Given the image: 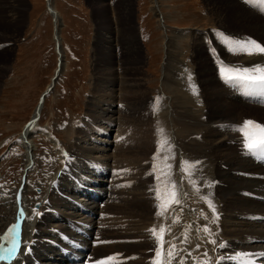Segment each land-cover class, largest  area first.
<instances>
[{"label":"rangeland","instance_id":"rangeland-1","mask_svg":"<svg viewBox=\"0 0 264 264\" xmlns=\"http://www.w3.org/2000/svg\"><path fill=\"white\" fill-rule=\"evenodd\" d=\"M154 1L156 4L154 3ZM234 1L236 2L235 4L238 8L242 10L245 8L244 10H246V13L244 12L243 15L245 16L246 14V16L248 17V20L246 21L247 23L252 25L257 24L253 17L250 16L252 13L258 15L259 17H264V12L258 13L255 10L247 8L239 0ZM234 1L232 0L233 4ZM12 4L16 6L17 16H10L8 14L11 11L10 6ZM222 4H226V1L0 0V148H2V144L6 142L3 141L1 143V139L6 138L5 140H9L14 137H18L19 133H22L21 131L22 129H24L23 127L25 123L34 115L41 95L52 83V79L58 65V54L56 55L57 52H55V23L58 20L60 31L59 37L57 36V39L60 42V61H62L63 63L62 71L61 75L55 82V88L52 92L49 93V95L45 97V103L43 104L44 106L41 114V118L43 117V119L41 122L50 124L54 119H58L59 117H61L62 120L60 121L59 119L53 121L50 128L52 132L60 139L61 147L63 149L68 152H74L78 155V164H73V167L79 172L81 170L80 173L83 176H87L90 183L95 182L94 185L97 184L95 187H92V189L93 191L97 189V196L100 197V199L97 200V197H95L92 193H89L90 198H88L87 200L85 198L82 200V202H80L81 204H79V207L81 209H87L88 214H85L82 211L81 213L76 212L73 211V209L67 211L65 207L70 206L69 204L63 202L60 199L59 201L51 200L50 204L52 202H55V205L59 208V214L62 215V221L57 220L56 218H54L52 221L49 220V218H45L44 220H42V231L39 233L42 235V237H39L40 240L52 238L51 227L49 226V224H53V230H68L65 223H63L67 221L68 217L70 221L73 222V224H77V226L83 225V227L80 229L90 232L92 240L95 241L98 220L96 218H93L92 216L95 214L97 215L101 211L103 218L101 226L103 230L99 232L98 241L103 244H99L96 248H94V250L102 248V250L105 252L104 257H99L97 259L96 250L94 251V260H96L97 262L102 261L101 264H103V261H109V263L104 264H143L144 259L145 261L146 259H153L155 257L154 255H157L162 250L164 251L166 245L168 244L167 241L176 243L192 234H195L197 236L200 243L197 244L199 245V248H197L196 245L189 248V251L192 252L191 257H189V263L191 262V259L193 257L197 258V255H199L197 254L198 251L207 252L209 240H215L213 229L209 225V216L205 228H211V232H206L205 228L200 230L199 228L201 227V224H196L197 221L190 218L194 222L191 229L193 230V233H188L186 226L182 223H179V215L182 212H185L184 207L179 210V204L173 207L172 212L173 210L175 211L174 220L177 221V223L175 224L176 229L183 228L185 232H183L180 236L167 232L165 236L167 237V239H165L166 242L161 241V247L159 248V245L156 247V237L160 230V227L158 225L162 220L158 217L159 215L161 216L164 211L160 209L162 207H156L158 198L155 196V194H158V197L163 194V185L158 182V179L162 180L163 177L167 174L171 178V184L169 185V187L171 186L172 188H174L173 185H175L176 181L178 182V180L176 179V166H174L173 164L174 160L179 159V156L176 154L188 156L189 153V156L191 154V157L195 158L193 160V163L199 165H192L193 163L191 161V165H188L190 164V162L188 163V161V164L186 163V167L184 170L187 178L184 179L183 176L184 182L186 183L184 184V186H187V184H192L191 187H189L190 185H188L186 188L192 194L194 192V195L189 192L184 193L187 195V198L183 194L182 199L184 201L182 202V204L184 203L187 205H192L191 202L194 204L197 200H202L201 198H203L205 195V192L203 193L202 191H206L207 196L212 194L213 197L214 195V193L212 192L209 195L207 193V191L210 192L209 186L211 191H213L212 189L216 186L215 182L210 183V178L214 180L216 179V176H214L213 178L214 168L211 169L213 165L211 160V152L208 149L207 143L204 141L206 128H208V123H206V117L204 116H206L205 114L208 113V111L202 105L203 102H200V99L197 98V93L194 92V90L198 87L197 91L200 94L202 92L204 93L202 82L211 79V69L214 68V66H216V69L218 71V79L220 84L226 90H230V88L233 86L231 83L226 82L225 80H221L225 77L224 73L226 68H223V70H221L222 64L219 66L220 68H218L217 65L214 64L216 62L211 56L209 43L211 39V42L213 40V42L211 43V47L214 43V45H218V37L217 34L214 33V30L218 29L223 31V41L228 43V38H230L231 36L236 37L243 34L244 27L240 23L241 10H235L236 14H234V12H230L227 9V12L223 15ZM48 7L51 11L48 10ZM262 18H259L257 20L259 22H263L264 19ZM260 19L262 20L260 21ZM3 36L8 37L10 41L7 43H2V40L4 39ZM230 46L231 48L226 51L228 53H234L230 54L232 56L240 57V51L234 46ZM125 47L126 49H124ZM128 47L131 48V50H129ZM220 57L223 60L226 59V57ZM230 69H232L234 74H238L237 76L232 77L231 81H233V79H235V81L239 80L242 75L241 70L234 71L233 69H238L237 67ZM129 73H132L131 77L136 79L133 84L136 83L137 86L130 87L127 86V84H124V81H126V76ZM179 79H182L184 82L182 80L180 81ZM252 82H259V80ZM252 82H250V84L247 83V85L249 84V87H251L256 92L258 101H264V94L262 92V89L253 86L254 83ZM180 88L182 89L181 91L178 90ZM183 90L186 93L185 94L183 92L184 95L181 94ZM178 91L180 93H178ZM230 91L231 93H234L236 100H239L238 102H244L248 106L252 105V98L247 99L241 94H237L236 87L234 92L233 90ZM120 93H130L135 97H141V100H129V103H123V109H120L121 106H118L117 104H112V108L109 110L108 116L106 117L105 115L102 117L99 114V111L105 102L104 99L106 100L108 97ZM187 95L188 97H190L188 98ZM151 101L153 102V104ZM187 101H190L192 104ZM179 102L181 103V105L179 104ZM184 103L185 105H183ZM187 103L191 104V106L186 105ZM155 105L158 106L156 107ZM91 106H93V111H91ZM108 106L110 107V105ZM151 106L153 107V109H151ZM187 106L189 107L186 108ZM259 108L264 109V106L260 105ZM244 111H247L248 115L252 117L264 116L262 111H256L253 109H244ZM69 113L73 115L75 114V116H70ZM239 115L242 116V114ZM153 116L157 118H154ZM158 116H160L161 119ZM71 117L82 121H77V124L70 130H68L69 128L63 130L59 127L60 125H63L62 121L64 120L69 125L68 121L72 120ZM114 119L116 120L115 122L108 123L114 121ZM259 119L261 121L263 118ZM126 121L127 123H125ZM165 121L166 123H164ZM238 121L241 122L240 120ZM131 123L132 125H130ZM108 124L109 127H107ZM125 124H129L130 126H134L136 128L138 126H141L139 128L142 131L153 129L155 130V133L156 130L160 129V135L163 137L160 141L161 147L157 150H154L151 147V149H153V155L150 154L148 157L141 156V154L135 155V153L132 154L133 156L131 155L130 157H128V159L125 158L121 155L123 153L122 151L125 149L128 143V140L125 145L123 143V139L125 141V138H123V136H126L127 133L125 132L126 130H124ZM157 124L158 126H156ZM191 124L194 127L198 126L199 128L195 127V130L197 132V130L199 129L200 131L198 130V132L201 133L199 134L197 132L196 134V132L193 131L194 129L192 128ZM79 125H83V127L80 128ZM91 125L98 128L105 127L104 132L106 134L102 135L96 132V129L93 130V127L91 131H88V129L90 128H88L87 126ZM183 125H190V128L188 126H184L185 128H183ZM233 126L234 125H232L230 128L228 126H219V128L222 130V132L224 130H228L232 133L234 132L232 129ZM119 127L121 128L119 129ZM148 127L153 128L148 129ZM191 128L192 130H190ZM162 130L165 131V134L163 135L161 132ZM244 130V134L248 133L249 131L246 127H244ZM190 133L192 134L189 135ZM242 133L243 132H241V134ZM251 133L253 135L252 131ZM136 134H138V132H136ZM191 137L194 139H191ZM199 138L201 143H199ZM34 139H36V141L41 144L40 149H37V145ZM30 140L31 145L29 144V150L26 149V154H28L27 150L34 152L36 165L33 171L30 173L29 181L33 185H41L40 187L42 189L43 196L46 194V192V195H49L48 181L62 167L59 156L55 150L54 144L50 140L43 138L41 135L36 134L33 137L31 136ZM165 140L167 142H165ZM162 141L163 143L165 142V144H163ZM169 144L172 149H174V151L176 150V152H173L170 146H168ZM231 144L235 147V144L233 142ZM123 145L124 147L122 151H120L119 149H121ZM166 145L169 150L171 149L170 152ZM14 149L16 150L20 148L16 146ZM2 151L3 149L0 150V154ZM19 151V154L12 158L8 163V166L12 167L11 171L15 172L14 177L7 178L5 176V179L8 180L6 181L4 179L3 182L0 183V190L4 188L14 189L20 182L21 174H23L22 170L24 165L26 166V164H24L23 161L22 149ZM154 151L158 153L155 154ZM166 153H168V155ZM165 156L168 157V159ZM169 156L172 159L169 158ZM173 157L175 159H173ZM15 158H17L18 160L15 161ZM170 160L173 161L170 162ZM147 161L152 163L150 167L152 171L151 176L146 170H150V168L147 167ZM245 161L246 170H250L253 168V170L250 171V175L256 174V177H245L259 182H264V177H259L257 175L259 170L255 166V164L249 160ZM119 162L122 163L124 167L122 166V168H118L117 163ZM90 163L100 164L105 168L109 175H93L91 172L92 168L88 169L85 167ZM207 164L209 166H207ZM113 165L116 166L114 167ZM145 165L146 167H144ZM204 166H207L206 168H208L209 170L207 171V169L203 168ZM111 167L113 169L115 168V170L112 169V173ZM141 168L146 169L140 170ZM155 168L156 171H158L157 173L155 171ZM259 169L260 171L264 170L260 167ZM120 170V175L122 176L114 177V180L117 181L109 183L108 179L109 177H111V174L118 175ZM189 171H191V173ZM195 171L198 173H196ZM205 172L209 173L206 174ZM158 173L160 175H158ZM0 174L3 175L2 172H0ZM208 174H211L212 177H210ZM125 175L127 176V180H129V183L131 181L132 184L129 185V188L125 187V190H123L124 195L129 198H120L121 200H126L127 202L130 198L132 200L134 198L135 200H142L143 197L140 193H142L143 190L148 189L150 191H153L154 193V189L157 190V192L151 197V199H149V201L151 202L150 207H154H152V214H149L147 217H141L140 215L136 216L134 220H132V224L134 226L131 224V227L130 224L128 226L126 223L127 221L123 219L125 218L126 214H119V216H117L118 220H116L118 222L114 223L116 214L114 215L112 214V212H114V209L117 208V206H121L122 204H124V202H118V200H115L114 197L111 198L107 193L108 187L112 188L115 193H117L118 191H122V189H119L120 186L124 183L121 177H125ZM188 175H191V177H189ZM158 176H161V178H159ZM192 176L194 177V179L192 178ZM197 180L202 181V183L205 181L204 183L207 184L205 185L204 183L202 184L198 181L197 186ZM5 182L6 185H2ZM193 184L196 186L194 187ZM211 184H213L214 187L211 186ZM199 185L201 188L199 187ZM152 186H154L155 188ZM175 186L178 187V184ZM203 186H205V190L202 189ZM160 188L162 190H160L161 192H159ZM191 188H193L194 191ZM197 188H200L198 190L199 193H197ZM184 191L187 190L185 189ZM19 194H17V196L19 195L21 197L22 193ZM198 194L200 195V198H197L199 197ZM251 195L256 196L255 194H248L247 198L257 201L260 204H264L262 202H259L257 199L250 197ZM26 196L28 197L29 205L32 204V200L38 199L33 189L31 188L28 189ZM144 196L146 197L147 195ZM190 197L192 198V200H190ZM43 198L44 197H42V199ZM48 198H51V196L49 195ZM188 198L190 200V203H188ZM214 199L217 200L219 198L214 196ZM222 200L226 201L224 197L222 198ZM143 201L141 202L144 203L145 206H149L148 199H144ZM100 202H102L101 207H99ZM217 202H219V200H217ZM221 203L222 202L218 203L219 207H222V212H226L225 210L227 209ZM23 207L25 206L23 205ZM110 207H114V209L110 211ZM15 211V207H10L8 205H3L2 203H0V234L8 224L6 220L11 218L10 222L13 221L11 215L13 216V218H15ZM106 212L107 217L106 220H104ZM237 214L240 215V212H237ZM153 217L157 220H160L152 221L155 220ZM262 218V216L252 217L251 221L261 222ZM227 219L228 218L225 217L223 220L224 224L222 226L224 228L225 226H227ZM119 221L121 222V224ZM153 222H155L156 224ZM118 223L121 227L118 226ZM127 229H129L133 233L134 231L136 233L139 230L136 234L140 235L142 245L140 239H137L135 241L133 240V242H140L139 244L135 245L133 248H126L125 246H129L132 241L129 242L122 239L118 240L119 235L122 236L123 234H125V232H128L126 231ZM47 231L50 233V235H47ZM203 231L205 232L206 236L202 235L204 233ZM148 232L156 233L154 234L155 240H153V234L151 233V235ZM66 235H68L73 240L78 241L81 245L83 243V246L85 248H90L88 240L84 239L87 236L85 233L79 236L77 233L69 232ZM34 237L37 238V235L33 236V239H35ZM145 237L147 238L146 240ZM218 237L222 238L221 236ZM82 240L83 242L81 243L80 241ZM215 241V245L211 243V253L214 255L216 260H218L221 252L218 244L219 242L217 240ZM222 244H224V246L227 248V250L222 251V255L224 257L237 255L235 259H241L242 255L247 256L248 247L237 249L226 245V243L224 242H222ZM161 248L163 249L161 250ZM169 251L170 248L168 247V251L166 252V254L164 253V261L170 260V254H168ZM38 253L40 252L38 251ZM45 253H47V256H54V258L49 261V263L45 264L52 263L54 259H61V256L54 250L46 249ZM182 255L185 258L188 254L184 253ZM24 256L27 258L25 254ZM70 256L72 257L74 256V254L72 253ZM199 258L201 262L202 260L207 259V256H200ZM46 259L47 257H45L42 262L46 261ZM185 260H187V258H185ZM183 262L185 263L186 261ZM64 264H68L67 261ZM186 264H188V262H186Z\"/></svg>","mask_w":264,"mask_h":264},{"label":"bare ground","instance_id":"bare-ground-1","mask_svg":"<svg viewBox=\"0 0 264 264\" xmlns=\"http://www.w3.org/2000/svg\"><path fill=\"white\" fill-rule=\"evenodd\" d=\"M226 1V4H222L223 5V15L227 12V9L228 11H232L234 12V14H236L235 10L237 9H240L236 6V2L234 1V4L232 2V0H225ZM252 2V0H249ZM155 3V1H154ZM156 4V3H155ZM228 7V8H227ZM11 8V11L8 13L10 16H17V9H16V6L14 4H12L10 6ZM245 9V8H244ZM243 9V10H244ZM240 15H241V24L242 26L244 27V32L243 34L239 35V36H231L230 38H228V44L234 46L235 48H237L239 51H240V57H235V56H232L230 54H228V52L225 50H221V48L218 46V45H214L212 47H215V50L218 51V53L220 54V56L222 57H226V59H224L225 61L227 62H230V64L232 66H230L229 68H235L237 67L239 70H241L242 72V76L244 77H247V78H252L250 81H247L246 79L244 78H240L239 80H236L233 79V81H229V83H231L232 85H234L237 89V94H241L243 97L245 98H252L251 101H258V97H257V94L256 92L251 88L249 87V84L250 82L252 81H258L259 82H252L254 83L253 86H255L256 88H259V89H262V92L264 94V84H261V78L264 77V52H261L259 48L256 47V45H260L261 47H264V20L263 22H259L257 19L259 18H262L259 17L258 15H255V14H251L250 16L253 17V19L257 22L256 25H252V24H249L247 23L246 21L248 20L246 14L245 16L243 15L244 12L246 10H242L240 9ZM249 12V11H247ZM246 13V12H245ZM222 15V16H223ZM16 18V17H15ZM264 19V17L262 18ZM260 19V21L262 20ZM55 29H56V38H55V46H56V52L58 54V57H59V61L61 59V53H60V50H59V41L57 39V36L59 37V31H60V27H59V23H58V20L56 21L55 23ZM250 36V37H248ZM3 40H2V43H7L10 41V39L6 36H3ZM109 42V41H107ZM126 45V44H125ZM211 47V48H212ZM129 48V47H128ZM126 49V47L124 48ZM129 50H131V48H129ZM259 51V52H258ZM110 62V61H109ZM62 61H60V73H59V76L61 75V71H62ZM234 64V66H233ZM226 68V67H225ZM168 69V68H167ZM175 69V68H174ZM244 69H248L249 71H244ZM119 71V70H118ZM117 71V72H118ZM172 71V70H171ZM132 74V73H131ZM130 73L127 74L126 76V81H124V84H127V86H130V87H135L137 86V84H133L134 81H136V79H134L133 77H131ZM171 74V73H170ZM134 76V75H133ZM180 77V76H179ZM59 78V77H58ZM57 78V79H58ZM168 78V76H167ZM171 78V77H170ZM174 78V77H173ZM172 79V78H171ZM138 80V79H137ZM180 80V79H179ZM179 80H176V81H179ZM182 80V79H181ZM180 80V81H181ZM183 81V80H182ZM56 82V81H55ZM184 82V81H183ZM175 83V81H174ZM177 83V82H176ZM179 83V82H178ZM203 83V88H204V93L202 92L201 94L197 91L198 87L194 90V92L197 93V98L200 99V102L202 101L203 102V106L204 108H206V110L208 111V113H206L204 117H206V123H208V128H206V134L204 135V138H205V142L207 143L208 145V149L209 151L211 152V160H212V168H214V172H213V178L214 176H216V179L214 180H218V184L215 186V188H213L211 191L210 189V186H209V191H207L208 195L212 192L214 193L213 197H212V194H210L209 196H211V200H215L214 199V196L218 197L219 199V202H222L221 204L227 209L225 210L226 212V218H228L227 220V226H225V228L220 225L218 223V219H217V216L219 215V210L222 208L219 207V202H217V200H215L216 203H211V206H208V204H203L202 201L200 200H197L194 204L191 202L192 205H187V204H182V202L184 201L182 199V189L184 188V190L186 189L187 191L185 193H188L189 190L186 188L188 185H190L189 187H191L192 184H187V186H184V184H186L184 181L182 183H179V181L177 182L178 184V187L175 186L174 188H172L171 186L169 187V185L171 184V178L167 175H165L163 177L162 180L158 179L159 183H161L163 185L162 189H164L163 191L161 190V188L159 189V192L162 191V198L161 196L158 197V194H155L157 192V190L154 189L155 193L153 191H150L148 189L146 190H143L142 193V200H135V198L132 200L131 198L129 199V201L127 202L126 200H121L120 198H126L127 196L124 195V192H123V189L122 191H118L117 193H115L113 191L112 188H109L108 187V194L111 198H115V200H118V202H124V204H122L121 206H117V208L114 209V207H110V211L114 209V212H112V214H116V218H115V221L114 223L118 222L116 220H118L117 216H119V214H122V215H125V218H123L125 221H127V225L129 226L130 224V227H131V224L133 223L132 220H134V218L138 215H140L141 217H147L149 214H152V211H153V206L150 207V201L149 199H151V197L155 194V196L158 198L157 199V204H156V207L158 206L160 209H162L164 212L163 214H161V216H164L166 214V208L168 206H173L174 205V200L171 196V193L173 191H177L178 192V195L176 197V199L179 200V205H180V209H182L184 207V210L186 209L185 206L189 207L191 209L190 211V218H192V220H196V224H202V223H207V221L205 220H201L202 219V216H201V213L198 212V211H194L193 209L195 208H203L204 211H205V214H207V220H208V216H209V225L212 227L213 229V235H214V239L217 240L219 243V248H220V252H221V255L219 256L218 258V261H224L225 264H257L258 261H261L263 264H264V204H260L258 203L257 201H254L252 199H249L247 197H244L243 195V192L244 194H246V196L248 194H255L256 196H261V197H264V182H259V181H256V180H253V179H250V178H246L245 176L243 175H238V174H241L243 172H247L250 173L252 169L250 170H246L245 169V159H241L240 158V153H239V150L237 149V147L235 146H232V142H239V138H238V135L235 134L234 132H230L228 130H224L222 132V130L219 128V126H228L229 128L232 126V125H238L242 122H247V121H252L254 122L252 125H246L245 123V127L248 129V130H251L252 129V132H253V137L250 138V134L247 133V138H249V142H253V143H256V144H259V142H264V131H262L261 129L264 128V116H260V117H252L250 115H248L247 111L245 112L244 109H253V110H256V111H262V113L264 114V109L263 108H259L260 105H256L254 103L249 104L251 106H248L247 104H245L244 102H238L239 100L235 98L234 96V93H231L230 90H226L219 82V79H218V71L216 69V66H214V68L211 69V79L209 80H205L202 82ZM247 83H249L247 85ZM182 84V82H181ZM185 84V83H183ZM177 85V84H176ZM179 87V86H178ZM182 87V85H181ZM185 87V85H184ZM195 87V86H194ZM201 88V87H200ZM184 89V88H183ZM178 90H182L181 88L178 89ZM193 90V89H192ZM188 91V90H187ZM190 91V90H189ZM235 91V89L233 90V92ZM184 90L182 91V95L183 94ZM178 93H180L178 91ZM185 93V92H184ZM127 94H130V93H127ZM127 94H123V93H120V94H114L110 97H108L106 100L104 99V104L102 105L100 111H99V114L103 117L106 115V117L108 116V113H109V110L112 108V104H117L118 106H121L120 109H123V106L124 104L123 103H126L128 102L129 103V100H136V101H139L141 100V97H135L133 96V94H130V95H127ZM186 94V93H185ZM193 94V93H192ZM194 95V94H193ZM260 96V95H259ZM145 97V96H144ZM185 97V96H183ZM188 97V95H187ZM190 97V96H189ZM188 97V98H189ZM195 97V96H194ZM148 98V97H147ZM196 98V97H195ZM143 99V98H142ZM149 99V98H148ZM187 99V98H185ZM184 99V100H185ZM191 99V98H190ZM189 100V99H188ZM192 100V99H191ZM190 100V101H191ZM233 100V101H232ZM179 101V100H178ZM190 101H187V102H190ZM150 102V101H149ZM152 102V101H151ZM259 102H264V101H259ZM191 103V102H190ZM153 104V102H152ZM179 104L181 105V103L179 102ZM192 104V103H191ZM191 104H186V105H190ZM110 105V107L108 106ZM185 105V103L183 104ZM44 106V105H43ZM43 106L40 107V109L37 111H35L33 117L34 118H38L40 120L41 118V114H42V109H43ZM152 107V106H151ZM189 106H187L186 108H188ZM37 108V106H36ZM203 108V109H204ZM153 109V107L151 108ZM178 109V108H177ZM183 109V108H182ZM185 109V108H184ZM191 109V108H190ZM156 110V109H155ZM188 110V109H187ZM91 111H93V106H91ZM184 111V110H183ZM197 111V110H196ZM151 112V111H150ZM155 113V112H153ZM157 114V112H156ZM190 114V112H189ZM239 114H242V116H240ZM155 115V114H154ZM194 115V114H193ZM156 116V115H155ZM153 116L154 118H157ZM198 116V115H197ZM32 117V118H33ZM149 117V116H148ZM160 118V116H158ZM185 117V116H184ZM152 118V117H151ZM180 118V117H178ZM259 118H263L261 121ZM106 119V118H105ZM161 119V118H160ZM187 119V118H186ZM200 119V118H199ZM126 120V119H125ZM146 120V118H145ZM148 120V119H147ZM156 120V119H155ZM158 120V119H157ZM182 120V119H181ZM238 120H240L241 122H239ZM116 120L114 119V121H111V122H108V123H113L115 122ZM150 121V120H149ZM154 121V120H153ZM156 122H159V121H156ZM154 122V123H156ZM196 122V121H195ZM127 123V121L125 122ZM144 123V122H143ZM150 123V122H149ZM148 123V124H149ZM166 123V121L164 122ZM185 123V122H184ZM118 124V123H117ZM168 124V122H167ZM132 125V123L130 124ZM129 124H125L124 126V130H126L125 132L126 133V136H123V138H125V141L123 139V143L124 145L127 143V140H128V144L126 145L125 149L122 151L124 145L122 146L121 149H119L120 151H122L123 153L121 154L122 156H124L125 158L128 159V157H130L132 154H135V155H140L141 156H144V157H148L150 154L153 155V149L157 150L161 147V139L163 138L161 135H160V129L159 130H156V133L154 132L155 130H145V131H142L139 127L141 126H138L137 128L136 127H132L130 126ZM162 125V124H161ZM206 125V124H205ZM256 125H260L261 127L260 128H257ZM35 125H31L29 126L27 129H25L24 131H22V139H24L25 141V144L24 146L28 149L30 146L29 144L31 145V135H32V131H30ZM119 126V125H118ZM158 126V124L156 125ZM184 126H188V125H183V128H185ZM190 126V125H189ZM188 126V127H189ZM192 128L194 129L193 131L196 132V128L195 127H198V126H193L191 124ZM201 126V125H200ZM204 126V125H203ZM202 126V127H203ZM88 128V131H91L92 130V127H93V130H95L96 132L100 133L101 131L104 132V128L105 127H101V128H98V127H94V126H87ZM109 127V124L108 126ZM200 127V128H202ZM121 127H119L120 129ZM150 127H148L149 129ZM153 128V127H151ZM150 128V129H151ZM158 128H161V127H158ZM190 128V127H189ZM192 128L190 130H192ZM199 128V127H198ZM204 128V130H205ZM147 129V128H146ZM163 129V127H162ZM174 129V128H173ZM183 130V129H182ZM189 130V129H188ZM187 130V131H188ZM199 130V129H198ZM197 130V132H198ZM181 131V130H180ZM185 131V130H184ZM183 131V132H184ZM186 131V132H187ZM200 131V130H199ZM202 131V129H201ZM136 132H138V134H136ZM162 135L165 134V131L162 130ZM182 132V133H183ZM191 132V131H189ZM188 132V133H189ZM196 132V134H197ZM121 133V132H120ZM199 134L201 132H198ZM192 133H190L189 135H191ZM195 134V133H193ZM168 135V134H167ZM187 135V133H186ZM202 135V134H201ZM245 135V134H244ZM196 136V135H195ZM200 136V135H199ZM203 137V136H202ZM201 137V138H202ZM191 139H194L191 137ZM197 139H198V136H197ZM164 141V140H163ZM162 141V143H163ZM197 141V140H196ZM199 141H200V138H199ZM198 141V142H199ZM165 142H167L165 140ZM165 142L163 144H165ZM201 143V141L199 142ZM205 143V145H206ZM168 144V143H167ZM119 146V145H118ZM163 146V145H162ZM170 146V144L168 145ZM32 147V146H31ZM151 147L153 149H151ZM165 147V145H164ZM167 147V145H166ZM163 148V147H162ZM168 148V147H167ZM166 148V149H167ZM170 148L172 149V147L170 146ZM258 148V147H257ZM171 149L169 150V152L171 151ZM195 149V148H194ZM29 150V149H28ZM27 150L28 154L27 155V158H28V162L30 163V156H29V151ZM31 150V149H30ZM161 150V149H160ZM167 150V151H168ZM173 152H176V150L174 151V149H172ZM183 150V149H182ZM162 151V150H161ZM119 152V151H118ZM168 152V153H169ZM26 153V152H25ZM155 154L156 151H154ZM168 153H166L168 155ZM76 154V153H74ZM154 154V155H155ZM162 154V152H161ZM166 154H163V155H166ZM177 155V154H176ZM133 156V155H132ZM175 156V155H174ZM187 156V155H186ZM188 156H189V153H188ZM187 156V158H188ZM191 156V154H190ZM136 157V156H135ZM166 157V156H165ZM177 157V156H176ZM133 158V157H132ZM168 159V157H166ZM169 158H171L169 156ZM210 158V157H209ZM130 159V158H129ZM172 159V158H171ZM173 159H175L173 157ZM126 160V159H124ZM165 161V160H164ZM173 160H170V162H172ZM198 161V160H197ZM145 162V161H144ZM154 162V161H152ZM190 161H188L189 163ZM193 163V161H191ZM191 162L190 164L188 165H191ZM195 162V161H194ZM201 162V161H200ZM120 163V162H119ZM117 163L118 165V168H122V163ZM143 163V162H142ZM169 163V162H167ZM209 163V162H207ZM202 164V163H200ZM132 165V164H131ZM152 165L151 162H148L147 161V167L150 168ZM168 165V164H167ZM166 165V166H167ZM173 165V164H172ZM192 165H196V164H192ZM199 165V164H198ZM114 166V165H113ZM116 166V165H115ZM114 166V167H115ZM143 166V165H142ZM165 166V165H164ZM207 166H209L207 164ZM206 166V167H207ZM26 167V166H25ZM124 167V166H123ZM132 167V166H131ZM146 167V165L144 166ZM172 167V166H171ZM170 167V168H171ZM205 166L203 168L207 169V171L209 170L208 168H206ZM159 168V167H158ZM157 168V169H158ZM175 168V167H173ZM199 168V167H198ZM227 170H223V169ZM89 169V168H88ZM117 169V167H116ZM128 169V168H127ZM130 169V168H129ZM146 169V168H145ZM144 168H141L140 170H145ZM169 169V168H168ZM210 169V171H211ZM264 169V168H262ZM131 170V169H130ZM148 171V174L151 176L152 175V171H151V168L150 170L149 169H146ZM153 170V169H152ZM175 170V169H173ZM196 170V169H195ZM198 170V169H197ZM202 170V168H201ZM204 170V169H203ZM229 170V171H228ZM121 171V170H120ZM155 171H156V168H155ZM213 171V170H212ZM119 172V171H118ZM117 172V173H118ZM158 171H156L157 173ZM160 172V171H159ZM191 173V171H189ZM196 172V171H195ZM202 172V171H201ZM147 173V172H145ZM172 173V172H171ZM194 173V172H193ZM192 173V174H193ZM198 173V172H196ZM206 173V172H205ZM209 173V172H207ZM206 173V174H207ZM211 173V172H210ZM215 173V175H214ZM165 174V173H163ZM191 174V175H192ZM195 174V173H194ZM212 174V173H211ZM211 174L209 175L210 177ZM146 175V174H145ZM158 175H160L158 173ZM175 175V173H174ZM191 175L189 177H191ZM200 175V174H199ZM238 175V176H237ZM104 176V175H102ZM162 176V174H161ZM161 176L159 178H161ZM168 176V177H167ZM195 176V175H194ZM205 177V176H204ZM209 177V178H210ZM150 178V177H149ZM192 178L194 179V177L192 176ZM199 178V177H198ZM197 178V179H198ZM185 179V177H184ZM183 179V180H184ZM196 179V178H195ZM192 180V179H190ZM211 180V178H210ZM162 181V182H161ZM194 181V180H193ZM198 181L202 183V181L200 180H197V183L196 185L198 184ZM209 181V180H208ZM207 181V182H208ZM119 182V180H118ZM175 182V185H177ZM195 182V181H194ZM192 182V183H194ZM205 182V181H204ZM203 182V183H204ZM158 183V184H159ZM189 183V182H188ZM199 183V184H201ZM202 183V184H203ZM209 183V182H208ZM211 183V181H210ZM213 183V182H212ZM154 184V183H152ZM160 184V185H161ZM205 184V183H204ZM207 184V183H206ZM205 184V185H206ZM159 185V186H160ZM173 185V184H172ZM196 185L193 184V186L195 187ZM149 186V185H148ZM147 186V187H148ZM150 186H151V183H150ZM192 186V187H193ZM198 186V185H197ZM211 186H213V184H211ZM218 186V188H217ZM154 187V186H152ZM151 187V188H152ZM200 187V185H199ZM208 187V186H206ZM214 187V186H213ZM119 188V187H118ZM129 188V186H128ZM155 188V187H154ZM201 188V187H200ZM199 188V189H200ZM212 188V187H211ZM104 189V188H103ZM106 189V188H105ZM150 189V188H149ZM157 189V188H156ZM193 189V188H191ZM190 189V191H191ZM197 188V193H199V190ZM142 190V189H141ZM161 190V191H160ZM205 190V188L203 189ZM207 190V188H206ZM194 191V189H193ZM192 191V192H193ZM202 191V190H200ZM128 192V191H127ZM205 195H206V191H202ZM95 195L98 194V190L96 189L94 191ZM94 193H92L94 195ZM191 193V192H189ZM196 193V192H195ZM17 194H19L17 192ZM127 194V193H126ZM192 194V193H191ZM190 194V195H191ZM20 195V194H19ZM18 195V196H19ZM94 195V196H95ZM144 195H147L146 197ZM185 197L187 198V195L184 194ZM194 195V192L193 194ZM201 195V193H200ZM200 195L198 194L199 197L197 198H200ZM204 197H209V196H205ZM104 196V195H103ZM203 196V195H202ZM99 197V196H98ZM109 197V198H110ZM118 197V199H117ZM131 197V196H130ZM189 197V196H188ZM192 197V196H191ZM190 197V200H192V198ZM195 197V196H194ZM224 197L225 200H222V198ZM11 197L9 196V199ZM22 198L24 200V197H23V194L21 195V197L19 196L18 197V200H17V208L19 210L20 207H23V202H22ZM129 198V197H127ZM126 198V199H127ZM144 199H148V202H149V206H145L144 205ZM202 199V198H201ZM221 199V200H220ZM52 200H55V199H52ZM87 200V198H86ZM153 200V199H152ZM189 200V198H188ZM190 200L188 201V203H190ZM19 201L21 202V204H19ZM59 201V199H58ZM110 201V200H109ZM141 201H143L144 203H142ZM147 201V200H146ZM42 202V205H43V201ZM87 202V201H85ZM187 202V200H186ZM81 204V203H80ZM95 205V204H94ZM162 205V206H161ZM12 207V206H11ZM153 207V208H152ZM173 208H171L172 210ZM214 209V211H213ZM87 210V209H85ZM12 211V210H11ZM80 211H82V209H80ZM109 211V212H110ZM221 211H223L221 209ZM83 212V211H82ZM237 212H240V215L237 214ZM261 213V214H259ZM14 214V213H13ZM94 214V213H93ZM157 214V213H156ZM4 215V214H3ZM106 215H107V212H106ZM105 215V216H106ZM159 215V214H158ZM176 215V214H175ZM8 216V215H7ZM15 216V214H14ZM258 216H262V221L261 222H253L251 221V218L252 217H258ZM3 217V216H2ZM11 217H13L11 215ZM124 217V216H123ZM151 218V217H149ZM148 218V219H149ZM154 218V217H153ZM159 218V217H158ZM10 219H7L6 221L9 223L10 222ZM155 219V218H154ZM50 220V219H49ZM82 220V219H81ZM84 220V219H83ZM120 220V219H119ZM123 220V221H124ZM160 220V219H159ZM157 219L155 220H152V221H159ZM62 221V220H61ZM89 221V220H88ZM122 221V219H121ZM12 222V221H11ZM120 222V221H119ZM144 222V221H143ZM3 223H4V220H3ZM16 223V222H15ZM15 223H12L10 224L11 226L14 225ZM145 223V222H144ZM155 223V222H153ZM6 224V223H5ZM121 224V222H120ZM138 224V223H137ZM156 224V223H155ZM224 224V223H223ZM123 225V224H122ZM133 225V224H132ZM4 226V225H2ZM114 226V225H113ZM118 226L119 223H118ZM117 226V227H118ZM134 226V225H133ZM149 226V225H148ZM159 226V225H158ZM6 227V226H5ZM37 229H39L38 232H41L42 229V223L39 224V225H36L35 226ZM56 227V226H55ZM79 228H82L83 225H79L78 226ZM121 227V226H120ZM147 227V226H146ZM157 227V226H155ZM123 228V227H122ZM133 228V227H132ZM150 228V227H149ZM148 228V229H149ZM152 228V227H151ZM34 229V228H33ZM135 229V228H134ZM140 229V228H139ZM147 229V231H148ZM89 230V229H88ZM132 230V229H131ZM136 230V229H135ZM138 230V229H137ZM90 231V230H89ZM126 231L128 232H125V234H121L122 236L119 235V239H122V240H127V241H132L130 243L129 246H125L126 248H133L135 245L139 244L140 242H137V243H134L133 240H137V239H140L141 241V237L140 235L136 234L135 231L134 233L131 232L129 229H127ZM142 231V230H141ZM154 231V229H153ZM219 232L220 235L224 238H220L218 239L219 237L216 235V232ZM45 232V231H43ZM143 232V231H142ZM150 232V231H149ZM148 232V233H149ZM156 232V231H155ZM152 233L153 234V240H155V236L154 234L156 233ZM168 230L165 231L164 228H161L159 230V233L157 234V242H156V247L159 245V248L161 247V240L164 238V235L166 236ZM47 235H50V233L47 231L46 232ZM141 233V232H140ZM144 233V232H143ZM146 233V232H145ZM147 233V234H148ZM149 233V234H151ZM85 234L86 235H89L91 237V233L90 232H87L85 231ZM120 234V233H119ZM151 234V235H152ZM205 232L202 234L204 235ZM85 235V236H86ZM142 235V234H141ZM110 236V235H109ZM143 236V235H142ZM146 236V235H145ZM149 236V235H148ZM39 237H42V235L40 234L39 236H37V238ZM44 237V236H43ZM76 237V236H75ZM147 237V236H146ZM145 237V240L147 239ZM239 237V238H238ZM35 238V237H34ZM49 238V237H48ZM84 239H87L88 240V244L90 245L89 247L90 248H87V250H90L89 255L87 256V260H92L91 259V256L92 258L94 259V251L96 250V253H97V259L99 257H104V254L105 252L102 250V248H99L98 250L95 249L94 250V245H93V240H92V237L91 239L88 238L87 236L84 238ZM83 239V240H84ZM104 239V238H103ZM239 239V240H237ZM29 242L33 240V236H30L29 234V238L27 239ZM80 241L81 243L83 242ZM102 240V239H101ZM150 242V241H149ZM222 242L226 243V245L230 246V247H234V248H237V249H240V248H246L248 247V252H247V256H244L242 255L241 256V259H235V257L237 255H230L228 257H224L222 254L223 252L222 251H225L227 250V248L224 246V244H222ZM242 244H240V243ZM250 243V245H249ZM86 244V245H88ZM129 244V243H128ZM84 244L82 243V246ZM141 245H142V241H141ZM149 245V244H148ZM153 245V244H152ZM84 247V246H83ZM148 247V246H147ZM197 247V245H196ZM152 248V247H151ZM155 248V247H154ZM157 249V248H156ZM163 248H161L162 250ZM153 250V249H152ZM160 250V251H161ZM158 251V250H157ZM154 252V251H153ZM159 252V251H158ZM200 251L197 252V254H199ZM120 254V253H119ZM155 254H156V251H155ZM132 255V254H131ZM164 255V251L162 250L161 252H159L157 255H154L153 259H150V260H147L145 261L144 259V263L143 264H158V262L161 260V258L163 257ZM27 256V255H26ZM74 256H78V257H82L81 255H74ZM72 256V257H74ZM121 256V255H120ZM185 256V255H184ZM187 257V260H185L186 262H189V255H186ZM262 256V257H260ZM65 257V256H64ZM64 257L63 259H59V260H56L54 259V261L50 264H64L66 261H64ZM70 256V258H72ZM96 257V256H95ZM146 257V256H145ZM150 257V256H149ZM54 258L53 255H48L47 256V259L46 261L43 262V264L45 263H49V261H51L52 259ZM117 258H120V257H117ZM122 258V257H121ZM144 258V257H143ZM113 259V258H112ZM123 259V258H122ZM30 260V259H29ZM115 260V259H114ZM26 262L27 263V258L24 256V252H22V254L19 255V257H16L10 264H23V262ZM64 261V262H63ZM143 261V260H142ZM185 262V263H186ZM68 264H72L71 261H67ZM104 263H109V261H103V264ZM101 264V263H100Z\"/></svg>","mask_w":264,"mask_h":264},{"label":"snow or ice","instance_id":"snow-or-ice-1","mask_svg":"<svg viewBox=\"0 0 264 264\" xmlns=\"http://www.w3.org/2000/svg\"><path fill=\"white\" fill-rule=\"evenodd\" d=\"M257 48L260 49L261 52H264V47H261L260 45H256ZM227 67L226 65H224L222 63L221 65V70H223V68ZM234 71H240L238 69H233ZM244 71H249L248 69H244ZM261 84H264V77L261 78ZM246 125H252L254 122L252 121H247L245 122ZM257 128H260L261 126L260 125H256ZM262 131H264V128L261 129ZM241 132H244V128H241L240 129ZM245 136H247V133H245ZM246 146L248 149H255L257 147L260 148V151L261 153H264V142H261L259 145L256 144V143H253V142H246ZM173 187H175V185H173ZM178 195V192L177 191H173L171 193V196L173 198V200L177 203V205L179 204V200L176 199ZM214 211V209H213ZM21 217L24 215L23 211L20 212L19 214ZM18 229H19V225H13L11 229H9V231L13 232V233H16L18 235ZM205 231L207 232L208 229L205 228ZM5 241H9V238L7 236H5L3 238ZM11 244H12V247L10 249H5L2 245H0V252H4V251H7L9 254L11 253H14L16 251V246H17V240L15 238H13L11 241ZM210 243H212L213 245L216 244V241L215 240H209ZM197 248H199V245H197ZM205 256H207V252L204 253ZM3 257H0V259H2Z\"/></svg>","mask_w":264,"mask_h":264},{"label":"water","instance_id":"water-1","mask_svg":"<svg viewBox=\"0 0 264 264\" xmlns=\"http://www.w3.org/2000/svg\"><path fill=\"white\" fill-rule=\"evenodd\" d=\"M57 77V75L55 76V78Z\"/></svg>","mask_w":264,"mask_h":264}]
</instances>
